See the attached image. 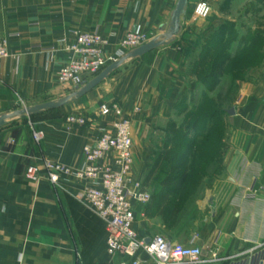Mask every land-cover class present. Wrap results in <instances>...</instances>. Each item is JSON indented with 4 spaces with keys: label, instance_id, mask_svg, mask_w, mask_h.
<instances>
[{
    "label": "crops",
    "instance_id": "0c3cea01",
    "mask_svg": "<svg viewBox=\"0 0 264 264\" xmlns=\"http://www.w3.org/2000/svg\"><path fill=\"white\" fill-rule=\"evenodd\" d=\"M200 1H207L218 18L223 16L224 4L236 2L189 0L180 33L167 45L127 61L73 105L36 114L37 121H8L0 129V264L107 263L106 225L85 203V184L62 179L53 185L42 167L38 180L30 181L27 170L41 166L44 159L78 169L84 147L96 142L107 123L114 121L113 115L102 117L100 108L116 104L132 121L133 170L143 182L156 152L148 141L153 127L170 121L188 91L186 43L189 34L198 32L193 14ZM242 1L251 4L254 0ZM258 1L256 23L264 16V0ZM177 2L0 0V35L8 40L10 51L8 59L0 60V117L15 113L18 101L35 107L70 95L58 86L57 73L68 61L65 47L73 42L75 32L100 33L109 42L105 48L109 57L134 29L149 35V41L163 38L170 30ZM258 92L264 94V81L259 82ZM84 106L91 122L85 127L69 124L66 115ZM261 118L235 121L237 125L227 132L220 163L211 164L202 183L197 203L209 216L193 237H198L195 243L203 248V264H235L243 253L264 242ZM34 131L45 134L41 145L33 142ZM145 189L151 192L150 186ZM252 189L256 196H250ZM155 206V201L135 205V229L140 237L162 233L174 242L188 244L193 237L170 235L149 217L144 224L139 220L144 218V209L148 212ZM214 254L219 261H211ZM141 258L152 263L146 255ZM122 259L117 258L116 264Z\"/></svg>",
    "mask_w": 264,
    "mask_h": 264
},
{
    "label": "rangeland",
    "instance_id": "374dc122",
    "mask_svg": "<svg viewBox=\"0 0 264 264\" xmlns=\"http://www.w3.org/2000/svg\"><path fill=\"white\" fill-rule=\"evenodd\" d=\"M259 4L258 0L251 4L242 0L228 1L220 10L222 18L212 14L207 21H194L198 32L189 34L186 43L189 59L188 91L181 103L174 108L170 121L153 127L156 133L153 132L148 141L156 149L151 159L152 167H158L160 152L167 150L172 153V160H169L172 166L169 168H179L182 171L188 167L191 155H188L187 149L191 139L193 146L197 143L200 148L198 156L201 154L202 157H198L200 162L183 192L170 199L167 215L174 211L177 213L176 221L163 218L158 203L151 211L146 212L144 209V218H139L143 224L145 218L149 217L170 235L180 234L181 237L192 238L201 226H205L204 220L208 213L200 211L197 200L203 193L202 183L208 177L211 164L215 161L220 163L227 132L237 125L235 121H259L260 116V121H264V94L258 92L259 82L264 81V16H259L260 23H256ZM220 30L222 35L218 37L217 32ZM146 36L150 42L151 37ZM127 52L130 50L125 51V54ZM200 58L202 62L199 61L194 72V62ZM62 99L64 98L59 100ZM76 102L78 100L71 102L69 106ZM16 108V112H19L31 107L18 101ZM84 111L85 106L66 116H80ZM230 111H234V115H230ZM39 118L32 115L9 121H37ZM208 121H212V124L209 125ZM185 128L192 131L191 139L183 138L181 132ZM152 190L151 188L150 191ZM157 235L166 237L162 233L152 234ZM86 237L87 242L91 241L90 234ZM95 253V256H99L96 250Z\"/></svg>",
    "mask_w": 264,
    "mask_h": 264
},
{
    "label": "built area",
    "instance_id": "2783aa9c",
    "mask_svg": "<svg viewBox=\"0 0 264 264\" xmlns=\"http://www.w3.org/2000/svg\"><path fill=\"white\" fill-rule=\"evenodd\" d=\"M212 13L211 5L200 1L194 9L193 19L204 22ZM147 42V36L139 28L134 29L120 42L117 52L107 57L105 48L109 42L100 33L75 32L73 42L65 47L68 61L57 73V84L73 94L102 73L110 63L125 56V51L131 52ZM9 57L8 40L0 35V60ZM99 114L102 117L113 115L114 121L107 123L96 142L84 147L83 161L78 169L44 159L41 166L29 167L28 180L37 181L42 167L53 185H59L62 179H75L85 184V203L106 225V264H116L119 257L123 259L117 264H203V248L195 243L197 236L186 245L161 235L140 237L135 229V205H148L152 195L133 170L132 121L116 104L102 106ZM67 122L85 127L91 121L83 113L80 116L69 115ZM44 140L42 131H34L35 144L41 145ZM250 196H256V191L252 189ZM141 255H146L152 263L143 261ZM238 259L235 264H264V242L247 250ZM211 261H219L218 255L214 254Z\"/></svg>",
    "mask_w": 264,
    "mask_h": 264
},
{
    "label": "trees",
    "instance_id": "16d2710c",
    "mask_svg": "<svg viewBox=\"0 0 264 264\" xmlns=\"http://www.w3.org/2000/svg\"><path fill=\"white\" fill-rule=\"evenodd\" d=\"M217 33L218 37L221 36L222 30ZM199 61L202 62L201 58L198 61L194 62V72L198 68L197 65ZM204 62L205 61H203L202 64H204ZM208 124L211 125L212 121H208ZM181 133L183 134V138L185 139L192 138L190 137L192 135V131L190 129L185 128L182 130ZM191 140H189L190 144L188 145L189 147L187 149L188 155H191V161L188 167H185L182 171H180L179 168H169V166H172L171 163H169V160H172V153L169 150L163 151L160 152L161 160L160 163H158V167H155L154 165V167L151 168V170L143 180L144 188L150 186V188L153 189L152 192H150L152 195V199L148 205H150L154 201L156 204L160 203V208L162 209L161 215L163 216V218L165 217L172 220V222L176 221L177 213H174V211H172L170 215H167L170 207L169 205L171 204L170 199L172 198V196H177L179 193L183 192L184 186L187 184V182H189L188 180H190V178L192 177V172L196 171L198 162H200V158L202 157L201 154L200 156H198L200 148L198 147L197 143H194L193 146V142Z\"/></svg>",
    "mask_w": 264,
    "mask_h": 264
},
{
    "label": "water",
    "instance_id": "95a60500",
    "mask_svg": "<svg viewBox=\"0 0 264 264\" xmlns=\"http://www.w3.org/2000/svg\"><path fill=\"white\" fill-rule=\"evenodd\" d=\"M188 2L189 0H178L175 11L172 15V23L170 30L164 35L163 38L153 39L150 42L142 45L141 47L131 51L130 53L123 56L121 59H119L118 61L107 67L96 78H94L89 83H87L82 89H80L79 91L73 94L68 95V97H65L62 100L52 101L45 104L37 105L35 107L27 108L25 110L16 112L12 115H6L0 117V129L4 127L9 120L13 118L30 117L32 115L40 114L45 111L61 109L69 105L71 102L83 98L84 96L95 90L97 87H99L112 73L118 70L127 61L143 57L155 51L156 49L167 45L180 33L181 19L185 15ZM230 115H234V111H230Z\"/></svg>",
    "mask_w": 264,
    "mask_h": 264
}]
</instances>
